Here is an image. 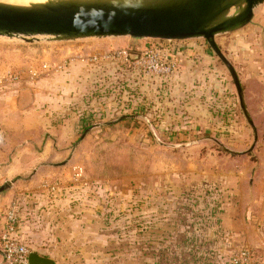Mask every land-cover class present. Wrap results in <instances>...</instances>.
Returning <instances> with one entry per match:
<instances>
[{
	"label": "rangeland",
	"instance_id": "rangeland-1",
	"mask_svg": "<svg viewBox=\"0 0 264 264\" xmlns=\"http://www.w3.org/2000/svg\"><path fill=\"white\" fill-rule=\"evenodd\" d=\"M254 24L215 38L244 95L232 43L244 34L264 52V29L255 33ZM38 39L0 37V86L46 62L67 61L64 71L30 85L55 94L53 100L38 97L40 108L52 101L61 116L78 123L70 152L79 145L57 165L73 172L64 177L67 188L53 195L47 191L58 182L53 178L22 182L10 202L23 205L22 227L33 223L39 228L34 234L56 247L50 258L58 264H232L245 249L264 258V221L253 225L238 207L253 185L264 186V119L256 114L254 120L246 100L261 124L256 147L247 153L253 130L228 68L205 39ZM115 52L124 53L98 66L81 60ZM154 55L173 60L176 71L155 74ZM124 116L133 118L118 121ZM96 125L102 126L82 139Z\"/></svg>",
	"mask_w": 264,
	"mask_h": 264
},
{
	"label": "water",
	"instance_id": "water-1",
	"mask_svg": "<svg viewBox=\"0 0 264 264\" xmlns=\"http://www.w3.org/2000/svg\"><path fill=\"white\" fill-rule=\"evenodd\" d=\"M264 0H48L16 5L0 2V37L34 43L39 37L56 42L130 37L186 41L205 39L228 68L244 115L253 130V151L258 129L248 110L238 74L215 43V38L241 30L255 17ZM130 116H124L123 121ZM114 122L106 123L111 125ZM102 125H96L88 132ZM79 145L75 143V148ZM72 150V153H74ZM61 165H65L62 163ZM12 183L0 187V194ZM29 264H54L31 253Z\"/></svg>",
	"mask_w": 264,
	"mask_h": 264
},
{
	"label": "crops",
	"instance_id": "crops-1",
	"mask_svg": "<svg viewBox=\"0 0 264 264\" xmlns=\"http://www.w3.org/2000/svg\"><path fill=\"white\" fill-rule=\"evenodd\" d=\"M253 22L255 24L252 28L255 29V33H260L264 29V6L255 13ZM252 41L246 40L244 34L238 35L233 40L232 52L245 85L247 103L254 120L257 121L256 114H261L260 117L264 119V52L256 41ZM38 81H30L28 76L26 81L12 83L5 87L0 86V133L4 136V144L0 146V186L4 183H12L8 193L0 194V239L5 229L7 208L14 199V190L22 187L20 183H27L31 186V184H39L45 179L48 181L50 180L48 178H53L51 180L58 182L49 186L47 191L54 195L67 188L68 183L64 184L66 173L70 172L71 175L73 173L71 169L57 165L74 155V153L71 154L69 147L75 139L78 123H70L67 116H61L63 111L49 104L52 101H48L47 105H42L43 109L40 108L38 97L44 94L48 95L47 100H53L51 97H55V94L50 92L42 94L30 86ZM255 123L257 127L261 126L260 123ZM27 160L30 162L24 163ZM262 172L260 171V178ZM26 177H31V180L23 181L22 179ZM16 179L18 183H14ZM262 186V184L253 185L254 190H249L248 200L242 199L243 201H239L238 204V207L241 205L245 207L247 215L255 226L262 225L264 221ZM22 207L21 204V212ZM72 222H74L73 219ZM38 231L39 228L34 227L33 223L30 227H22L21 221L17 236L31 253L47 257L53 260L54 264H58L50 258L51 252L56 247L51 243L41 241L34 234ZM261 254L263 253L260 251L256 253L253 264H264ZM0 264H2L1 254Z\"/></svg>",
	"mask_w": 264,
	"mask_h": 264
},
{
	"label": "built area",
	"instance_id": "built-area-1",
	"mask_svg": "<svg viewBox=\"0 0 264 264\" xmlns=\"http://www.w3.org/2000/svg\"><path fill=\"white\" fill-rule=\"evenodd\" d=\"M124 52H115L105 55L89 54L85 58H81L82 62L87 66L102 65V62L113 60L119 57ZM84 52H81V56ZM153 63V70L155 74H162L165 76L172 75L177 65L167 57L161 55H154L151 59ZM67 61H63L59 64L44 63L40 70L30 69L28 71L29 80L37 81L44 75L53 72H62L66 69ZM11 83L26 81V77H20V75L6 77ZM4 144V136L0 133V146ZM6 224L5 229L0 239V254L2 256V264H29V257L31 254L30 249L19 239L17 236L20 228L22 214L21 203L19 200L14 201L6 211ZM256 258V252L252 249H245L238 252L233 258L232 264H253Z\"/></svg>",
	"mask_w": 264,
	"mask_h": 264
}]
</instances>
